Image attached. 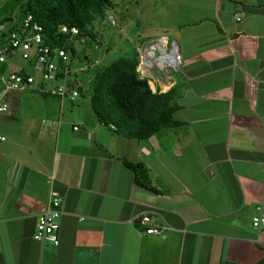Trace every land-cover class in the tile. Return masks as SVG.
Listing matches in <instances>:
<instances>
[{"label":"crops","instance_id":"crops-1","mask_svg":"<svg viewBox=\"0 0 264 264\" xmlns=\"http://www.w3.org/2000/svg\"><path fill=\"white\" fill-rule=\"evenodd\" d=\"M111 4L125 29L117 53L137 54L152 91L176 88L179 124L122 137L97 120L76 74L66 79L80 89L74 99L50 83L3 90L0 264H264V226L252 225L264 213V0ZM160 37L175 44L177 70L150 55ZM123 160L143 163L156 192L137 186ZM52 191L57 246L33 239ZM143 215L162 232L144 233Z\"/></svg>","mask_w":264,"mask_h":264},{"label":"trees","instance_id":"trees-1","mask_svg":"<svg viewBox=\"0 0 264 264\" xmlns=\"http://www.w3.org/2000/svg\"><path fill=\"white\" fill-rule=\"evenodd\" d=\"M21 1L23 4L18 18L24 13L32 14L42 26L45 43L64 45L73 55L76 52L74 40H67L68 36L59 32V26L78 28L76 39L84 37V42L87 39L99 42L92 22L97 18L103 20L104 13L112 5L111 0H14L5 1L4 5L7 10L13 9ZM5 20L12 21L13 17H4L0 22ZM1 42L4 41L0 39ZM137 65V54H134L119 56L100 66L89 84V100L93 114L104 126L122 137L141 140L162 128L177 126L179 122L174 119V112L179 106L176 88L165 92L152 91L148 80L137 71ZM0 70L2 72L3 68ZM123 163L132 172L137 186L156 192L143 163L127 160H123Z\"/></svg>","mask_w":264,"mask_h":264},{"label":"built area","instance_id":"built-area-1","mask_svg":"<svg viewBox=\"0 0 264 264\" xmlns=\"http://www.w3.org/2000/svg\"><path fill=\"white\" fill-rule=\"evenodd\" d=\"M235 20H240V16L234 15ZM103 21L109 26L115 28L118 34L124 33V28L119 26L116 17L109 11L104 13ZM10 29V30H8ZM59 32L68 36L66 39H76L79 30L76 27H68L66 25L59 26ZM6 35H3V34ZM82 39H78L82 41ZM0 39L4 42L0 43V63L7 62L9 57L19 56L28 65L29 70L19 68L17 70H9L5 75L1 76L4 93L18 91L26 86L33 84L44 85L53 84L49 91L51 94L59 98L74 99L79 95V87L74 83H67L66 79L72 77L77 71L87 69L90 66L97 64V60L92 63H85L82 69L76 68L73 65L74 58L77 56L68 51L64 45L51 46L46 44L42 34V26L34 20L30 13H24L18 20L13 18L7 24L6 21L0 22ZM163 37L158 38V42L150 44V48L157 46ZM157 54H154L157 59L156 63L161 67H169L177 70L181 65V58L178 54L175 44L171 46L165 44L162 50L157 49ZM174 53V58L169 60V55ZM137 67V71L139 72ZM8 110L6 102H0V112ZM53 121V124H57ZM73 129H77L74 126ZM4 136L0 135V140H4ZM62 216L61 199L57 192L52 191L49 201L38 216L33 239L41 244H50L57 246L59 244V228L60 218ZM139 224L144 226L146 234H160L162 227L151 224V217L143 215L139 218ZM252 225L261 229L264 226V213L252 217Z\"/></svg>","mask_w":264,"mask_h":264},{"label":"rangeland","instance_id":"rangeland-1","mask_svg":"<svg viewBox=\"0 0 264 264\" xmlns=\"http://www.w3.org/2000/svg\"><path fill=\"white\" fill-rule=\"evenodd\" d=\"M5 1L8 2H14V0H0V20H2V16L8 17L12 16L15 18V20H18V15H21V4H23V1H21L19 4H17L13 9H6L4 3ZM100 18L95 19L92 22V27L97 29V37H100V41L96 42L91 39H87L85 42L80 41L78 39H75L73 41L75 50L77 52V56L74 58L73 65L76 68L82 69L83 67V58L85 55L88 56V58L91 60L90 63L98 61L97 64L94 66H90L87 69H83V71L79 70L76 72V81L80 84L81 89L83 91L84 98L89 100L90 97V81L95 73V71L102 65H105L109 63L110 61L116 59L120 56V54L116 51V44L119 42L121 35L117 34L115 29H112V27L108 26L107 24L104 26V29L100 28ZM6 23H9V20H5ZM125 34V29L124 33ZM150 47V44H148ZM107 49H110L109 53L106 52ZM143 50V49H142ZM143 52V51H142ZM7 62L9 64V68L5 72H0V102H3L4 98L1 97V93L4 89V85L1 79L2 75H5L10 69L11 70H17L19 68H25L26 70H29V66H27L26 62L21 59L19 56H14L13 58L9 57L7 59ZM138 67V65H137ZM74 77H72L73 79ZM34 85V84H33ZM28 87V86H26ZM24 94V93H23ZM36 96V95H35ZM25 96L22 95V98Z\"/></svg>","mask_w":264,"mask_h":264},{"label":"bare ground","instance_id":"bare-ground-1","mask_svg":"<svg viewBox=\"0 0 264 264\" xmlns=\"http://www.w3.org/2000/svg\"><path fill=\"white\" fill-rule=\"evenodd\" d=\"M162 41H164V40L162 39L157 46H154L152 49H150V51H149L150 55L153 56V52L155 50H157V49L162 50L164 48V43ZM173 56H174V53L172 52V54L169 55V60H172V58H174ZM154 58H155V56L153 57V59ZM155 61H157V59H155Z\"/></svg>","mask_w":264,"mask_h":264},{"label":"water","instance_id":"water-1","mask_svg":"<svg viewBox=\"0 0 264 264\" xmlns=\"http://www.w3.org/2000/svg\"><path fill=\"white\" fill-rule=\"evenodd\" d=\"M155 54H157V51H154Z\"/></svg>","mask_w":264,"mask_h":264}]
</instances>
